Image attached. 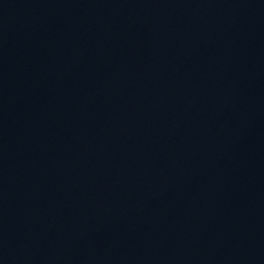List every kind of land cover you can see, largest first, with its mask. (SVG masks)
Here are the masks:
<instances>
[{
  "label": "water",
  "instance_id": "water-1",
  "mask_svg": "<svg viewBox=\"0 0 264 264\" xmlns=\"http://www.w3.org/2000/svg\"><path fill=\"white\" fill-rule=\"evenodd\" d=\"M0 264H264V0H0Z\"/></svg>",
  "mask_w": 264,
  "mask_h": 264
}]
</instances>
